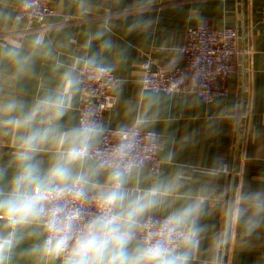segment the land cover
<instances>
[{"label": "crops", "instance_id": "0c3cea01", "mask_svg": "<svg viewBox=\"0 0 264 264\" xmlns=\"http://www.w3.org/2000/svg\"><path fill=\"white\" fill-rule=\"evenodd\" d=\"M21 1L0 0V102L16 99L31 105L56 89L62 74L72 69L79 85L60 124L64 129L78 126L84 61L95 57L98 65L109 67L118 78L117 102L101 126L133 127L136 118L144 115L150 122L142 128L161 135L160 171L154 172L149 165L140 167L129 187L145 189L183 170L187 178L182 193L202 187L215 193L199 221L206 230L192 262L209 264V242L222 229L224 203L232 195L222 193L232 185L245 191L264 188V0H51L56 14L46 18L44 23L49 26L44 29L16 18ZM203 21L238 30L237 66L228 78L229 94L207 103L196 92L145 89L142 63L152 57L162 65H182L187 29ZM97 33H103L100 39L95 38ZM37 35L45 40L39 48L33 45ZM103 41H110L111 48H103ZM13 46L21 55L31 56L23 75H17L16 67L4 56ZM101 140L102 136L97 144ZM55 150L58 148L50 147L37 156L42 169L48 168ZM216 158L228 167L210 178L205 170ZM97 160L92 158L89 164ZM0 168L6 171L0 184L6 185L16 169L12 136L3 132ZM105 179L102 172L96 183L102 185ZM184 202L183 198H171L145 218L167 216ZM31 232L16 249L12 264H38L25 253L44 233L41 228ZM222 264H264V226L250 236L241 228L234 229L222 251Z\"/></svg>", "mask_w": 264, "mask_h": 264}, {"label": "clouds", "instance_id": "9594fccd", "mask_svg": "<svg viewBox=\"0 0 264 264\" xmlns=\"http://www.w3.org/2000/svg\"><path fill=\"white\" fill-rule=\"evenodd\" d=\"M102 35L97 33L95 38ZM44 43L43 35L33 40L37 48ZM111 46L110 41L102 43L105 49ZM4 56L17 75L27 72L30 55H21L13 46ZM84 62L97 72L106 70L95 57ZM78 85V76L68 69L56 89L31 105L16 99L0 102V132L12 136L16 169L6 185L0 184V264H12L16 249L34 228L43 230V239L25 254L38 264L57 260L60 264H192L206 230L199 221L215 193L207 187L182 193L187 178L183 170L145 189L129 187L140 168L131 156L135 137L150 122L144 115L136 118L132 128L119 132V142L110 152L89 164L104 128L91 115L68 129L60 124ZM50 147L58 150L45 170L36 158ZM227 167L216 158L205 172L216 178ZM102 172L106 179L101 185L96 178ZM5 175L0 168V180ZM228 192L232 195L224 203L222 229L209 242V264H222V251L234 229L250 236L264 226V188L245 191L232 185L222 195ZM171 198L185 202L162 221L147 226L145 217ZM82 202L97 210L87 221L78 207ZM144 231L146 237L138 239Z\"/></svg>", "mask_w": 264, "mask_h": 264}, {"label": "built area", "instance_id": "2783aa9c", "mask_svg": "<svg viewBox=\"0 0 264 264\" xmlns=\"http://www.w3.org/2000/svg\"><path fill=\"white\" fill-rule=\"evenodd\" d=\"M55 14L56 9L51 0H22L16 18L25 19L34 28L44 29L49 26L44 23L46 18ZM262 21L264 22V9ZM36 23L39 25L33 26ZM238 37L239 33L235 27L218 28L210 21L189 26L185 43L181 47L185 57L184 63L162 65L156 63L152 57H148L142 63L143 87L166 93L196 92L207 103L212 102L216 97L228 95V78L237 66ZM99 66L106 70L97 72L88 65L83 68L80 122L85 115H91L92 119L101 125L106 113L116 105L115 89L118 78L109 67ZM122 129L125 128L105 127L102 140L96 145L92 158L99 160L104 154L110 152L119 142V132ZM160 147L161 135L154 130L141 128L135 137L131 156L140 164V167L149 165L154 172H158L162 167ZM78 207L85 221L97 211L94 205L86 202L80 203ZM165 217L151 215L145 218L144 223L150 227ZM146 235V231L141 232L139 238L143 240Z\"/></svg>", "mask_w": 264, "mask_h": 264}]
</instances>
